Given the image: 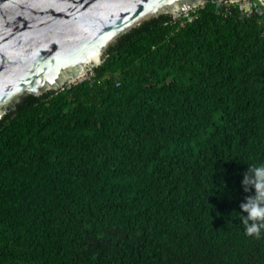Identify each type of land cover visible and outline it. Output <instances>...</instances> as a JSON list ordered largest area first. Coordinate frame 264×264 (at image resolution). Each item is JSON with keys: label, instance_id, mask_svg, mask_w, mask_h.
I'll use <instances>...</instances> for the list:
<instances>
[{"label": "trees", "instance_id": "trees-1", "mask_svg": "<svg viewBox=\"0 0 264 264\" xmlns=\"http://www.w3.org/2000/svg\"><path fill=\"white\" fill-rule=\"evenodd\" d=\"M93 70L0 119V264H264V233L240 218L264 164L257 20L208 0Z\"/></svg>", "mask_w": 264, "mask_h": 264}, {"label": "water", "instance_id": "water-1", "mask_svg": "<svg viewBox=\"0 0 264 264\" xmlns=\"http://www.w3.org/2000/svg\"><path fill=\"white\" fill-rule=\"evenodd\" d=\"M207 1L0 0V119L29 96L76 84L145 22L164 15L178 20Z\"/></svg>", "mask_w": 264, "mask_h": 264}, {"label": "clouds", "instance_id": "clouds-1", "mask_svg": "<svg viewBox=\"0 0 264 264\" xmlns=\"http://www.w3.org/2000/svg\"><path fill=\"white\" fill-rule=\"evenodd\" d=\"M242 186L245 192L250 187L255 189L254 196H246L240 204L242 213L241 222L245 233L259 239L264 233V164L248 165V171L244 174Z\"/></svg>", "mask_w": 264, "mask_h": 264}, {"label": "built area", "instance_id": "built-area-1", "mask_svg": "<svg viewBox=\"0 0 264 264\" xmlns=\"http://www.w3.org/2000/svg\"><path fill=\"white\" fill-rule=\"evenodd\" d=\"M211 3L215 6L217 14L222 17L226 18L231 15L238 14L242 18H255L261 28L262 37H264V4L261 1L241 0L240 2L233 3L229 1L220 2L218 0H211ZM206 4L196 7L187 13H184L178 20L175 21L181 24L192 22L199 14V11L203 9ZM93 78H95V73L94 70L91 69L84 77L79 79L76 84L84 80L90 81Z\"/></svg>", "mask_w": 264, "mask_h": 264}, {"label": "rangeland", "instance_id": "rangeland-1", "mask_svg": "<svg viewBox=\"0 0 264 264\" xmlns=\"http://www.w3.org/2000/svg\"><path fill=\"white\" fill-rule=\"evenodd\" d=\"M94 69V68H93Z\"/></svg>", "mask_w": 264, "mask_h": 264}]
</instances>
